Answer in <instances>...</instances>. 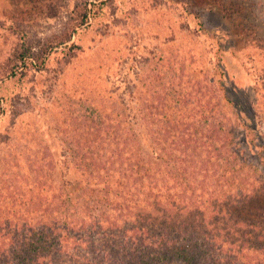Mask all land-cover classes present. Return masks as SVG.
Wrapping results in <instances>:
<instances>
[{
	"label": "trees",
	"instance_id": "trees-1",
	"mask_svg": "<svg viewBox=\"0 0 264 264\" xmlns=\"http://www.w3.org/2000/svg\"><path fill=\"white\" fill-rule=\"evenodd\" d=\"M91 13L86 3L46 51L75 53ZM39 46L18 54L24 66L44 64ZM180 73L162 91L136 92L137 113L109 103L111 92L90 100L79 144L77 125H65L80 177L59 180L41 146L5 159L0 264H264V150L258 164L246 157L220 76L209 81L200 65ZM254 127L251 143L264 148Z\"/></svg>",
	"mask_w": 264,
	"mask_h": 264
},
{
	"label": "rangeland",
	"instance_id": "rangeland-1",
	"mask_svg": "<svg viewBox=\"0 0 264 264\" xmlns=\"http://www.w3.org/2000/svg\"><path fill=\"white\" fill-rule=\"evenodd\" d=\"M86 3L92 13L71 41L76 52L46 51V39L79 21ZM38 43L44 64L24 66L18 54ZM198 65L209 81L221 77L235 104L241 148L260 163L264 148L251 143L246 127H257L255 143L262 145L264 0H0V173L7 157L22 162L41 146L57 163L59 180L80 177L70 157L73 135L63 131L77 125L80 143L90 100L111 92L109 103L137 113L145 101L136 92L162 91Z\"/></svg>",
	"mask_w": 264,
	"mask_h": 264
}]
</instances>
